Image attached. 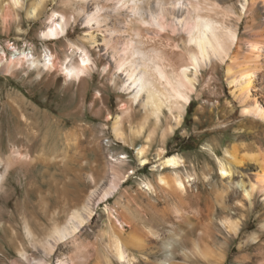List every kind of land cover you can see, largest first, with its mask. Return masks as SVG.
<instances>
[{"label": "rangeland", "instance_id": "1", "mask_svg": "<svg viewBox=\"0 0 264 264\" xmlns=\"http://www.w3.org/2000/svg\"><path fill=\"white\" fill-rule=\"evenodd\" d=\"M33 1L21 0L17 17L6 21L0 18V55L10 58L25 51L38 56L47 50L63 60L64 56L72 55L68 45L71 43L85 47L91 62L89 74L79 81L65 82L63 75L55 72L45 73L42 78H37L34 70L27 74L18 71L13 76L0 73V153L7 156L11 147L16 146L27 149L31 158L27 166H16L5 173L4 189L0 191V264L69 261L73 245L59 243L52 255L46 256L39 247H32L34 243L31 244L25 223L38 238H43L56 224L60 227L76 224L69 217L77 213L86 220L79 228V241L95 244L104 253L102 244L107 239L103 233L109 231L116 216L121 219L128 214L125 219L139 228L154 227L161 236H167L171 230L164 219L171 220L175 227L186 230V236L190 234L196 239L202 224L196 221L195 213H204L206 206L213 213L211 248L215 254L222 253L221 263L264 264V195L255 193L249 201L241 187V182L248 187L262 173L248 156L264 149V123L245 117L234 101L226 81L229 59L214 61L212 70L206 61L197 74L180 124L176 125L168 109L163 108L159 115L161 123L150 140L147 137L153 128V118L142 133L135 134L137 122L144 115V108L136 101L134 122L123 123L124 136L120 139L115 136L112 124L120 114L121 102L129 101L134 92L120 88L125 75L114 74L110 81L103 71V64L112 62L107 54L103 55L102 35L96 31V24L90 28L81 15L71 22L69 34L57 40L46 38L50 17L61 9V0H47L39 11L29 15ZM102 3L108 8V24L123 28L128 16L126 9L116 0ZM219 4L240 15L238 42L232 46L231 55L246 53L245 42L249 39L256 37L264 42V0H220ZM90 33L98 44L91 43ZM162 40L161 44H166ZM256 51L257 72L250 95L264 111V44ZM77 58L74 54L73 59ZM168 119L173 131L162 137L159 129ZM142 145L148 146V162L144 165L136 156ZM234 146L237 162L228 156ZM161 148L166 156L178 155L184 161L178 172L188 187L185 205L164 193L157 184L160 174L169 173L159 166ZM221 164L231 169L230 175L221 176ZM4 170L0 167V173ZM113 170L123 179L114 194L105 196L113 183H119L120 176L114 175ZM145 183H151L156 191H146ZM218 192L222 193L227 208L216 203ZM85 208L91 210L90 217L86 216ZM175 210L187 213L192 224L174 220ZM224 217L238 223L237 235L226 231ZM162 240L158 239L159 247ZM186 243L191 247L188 240ZM20 247L27 259L19 254ZM89 264H94V260Z\"/></svg>", "mask_w": 264, "mask_h": 264}, {"label": "bare ground", "instance_id": "2", "mask_svg": "<svg viewBox=\"0 0 264 264\" xmlns=\"http://www.w3.org/2000/svg\"><path fill=\"white\" fill-rule=\"evenodd\" d=\"M46 1L34 0L30 4L29 15L39 11ZM105 1L108 0H90L88 3L87 0H61V9L52 13L50 26L44 37L57 40L69 34L68 28L71 22L77 21L81 15H84V23L90 28L96 24V31L101 32L99 35H102L100 46L105 52L103 55L107 54V58L112 62L109 63L110 65L103 64V71L108 73L110 81L114 74L125 75L126 79L122 81L123 86L120 88L134 92L129 101L121 102L119 105L120 114L112 124V130L117 138L123 139L125 121L129 124L134 122L133 103L136 101L144 108V115L137 122L135 134L142 133L153 118V128L147 137L150 140L161 123L159 115L163 108L168 109L170 119H173L176 125L180 124L184 107L190 103L191 94L195 89L197 74L205 66L206 61L210 62L209 69L212 70L214 61L222 62L229 59L226 64V81L232 89L234 101L240 106L241 113L245 117L264 123V111L256 100H251L250 95L254 88L253 78L257 72L259 55L256 50L264 42L256 37L249 39L245 42L246 53L241 56L237 53L230 54L232 46L238 42L237 23L240 20V15L236 16L233 9L222 7L219 4L220 0H116L126 9L128 15L123 21V28H118L108 24L110 19L107 14L108 8L102 3ZM151 2H154L155 6ZM20 5L21 0H0V18L6 21L9 17H17V8ZM233 20L236 23H233ZM91 33L89 40L93 44L97 43L96 37ZM162 38L165 39L166 44H161ZM68 45L72 49V55L64 56L63 60L57 59L47 50L43 55L38 56L25 51L15 53L10 58L2 54L0 73L13 76L18 71L27 74L34 70L37 78H42L45 73L55 72L63 75L65 82L83 80V77L89 74L91 62L89 51L83 46L71 43ZM74 54L78 55L77 60L73 59ZM189 72L191 77L188 76ZM170 119L162 129H159L162 137L173 131ZM147 151L148 146L145 145L136 150L141 165L148 162ZM236 151L237 148L234 146L228 156L237 162ZM158 156L162 159L159 166L169 170V173L158 176V186L164 193L178 200L181 205H185V198L189 196L188 187L178 172V168L184 163L183 159L178 155L166 156L162 148L158 150ZM248 157L252 162L257 163L262 171L252 183H249V188L241 182L244 198L250 201L255 193L264 195V149H258ZM30 159L27 149L16 146L11 147L7 156L0 153V167L5 168L4 173H0V191L4 189L3 181L7 170L16 166H27ZM225 165L220 166L223 177L231 174V169ZM113 174L120 176L115 170ZM122 179L123 176H120L119 183H113L111 190L105 196L114 194ZM144 187L146 191L152 193L156 191L151 183H145ZM216 200L221 207H226L221 192H218ZM84 211L87 217L91 216L92 212L89 208H85ZM197 213H195L196 221L199 225L202 224V227L196 239L189 236L190 234L186 236L184 234L186 230L178 225L175 227L171 224V220L164 219L171 230L167 236H161L154 227H137L130 220L125 219L128 214L121 219L116 216L109 231L103 233L107 239L105 244H102L104 253L95 244L79 241V228L86 220L77 213L69 217V221L76 224L64 227L56 224L45 233L43 238H38L26 223L25 229L32 243L29 242L32 245L34 243L32 247L35 249L39 247L46 256L52 255L59 243L69 242L73 245L69 261L66 259L59 261L58 264H89L91 259L94 260V264H114V261L117 264H222L223 256L220 255L222 253L215 254V249L211 248L212 209L206 206L204 213ZM173 215L174 220L178 222L191 223L188 214L183 210H175ZM222 221L228 233L234 236L239 233L237 222H232L228 217H224ZM161 237L163 240L159 247L158 239ZM187 240L191 247L186 243ZM22 247L18 249L19 254L27 259ZM161 253L164 255L162 258L159 257ZM198 258L202 260L199 261ZM32 264H45V262L36 260Z\"/></svg>", "mask_w": 264, "mask_h": 264}]
</instances>
